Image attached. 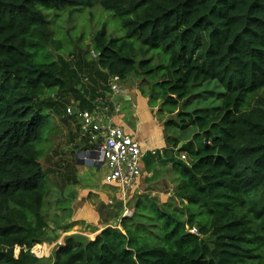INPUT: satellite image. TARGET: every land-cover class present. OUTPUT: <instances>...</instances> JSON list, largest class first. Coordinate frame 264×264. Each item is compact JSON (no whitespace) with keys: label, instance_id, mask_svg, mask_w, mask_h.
<instances>
[{"label":"trees","instance_id":"1","mask_svg":"<svg viewBox=\"0 0 264 264\" xmlns=\"http://www.w3.org/2000/svg\"><path fill=\"white\" fill-rule=\"evenodd\" d=\"M93 1L0 0V264H264V0H97L123 36L98 30L95 63L50 58L59 39L47 13ZM92 65L106 85L139 77L165 125L195 127L200 140L179 148L187 160L173 161L167 201L138 195L116 226L37 257L56 189L43 145L55 115L77 119L70 100L95 109L101 98L77 88Z\"/></svg>","mask_w":264,"mask_h":264},{"label":"rangeland","instance_id":"2","mask_svg":"<svg viewBox=\"0 0 264 264\" xmlns=\"http://www.w3.org/2000/svg\"><path fill=\"white\" fill-rule=\"evenodd\" d=\"M47 15L52 20L53 36L59 39V48L51 51L50 58H57L60 54L64 58L73 60L75 66L80 59L95 63L96 52L93 51L92 39L103 26L107 35L122 37L124 34L120 20L114 18L110 12L104 11L97 0H94L91 6L78 9L68 7L59 13L50 11ZM131 78L133 83H138L142 89L148 90L147 84L142 83L139 77L133 75ZM157 106L160 107V102ZM171 128L179 136L183 131L179 128ZM196 132L195 127H189L183 134L186 137L190 136L192 148H195L200 140L199 137L193 136ZM83 142L79 120L67 118L63 112L55 115L53 130L48 133L43 145L41 162L45 170H50L51 177H53L51 179L56 183V189L48 197L46 240L31 248L37 257H48L54 245L62 243L68 235L78 234L94 239L105 225L116 226L118 223L119 217L112 216L110 208L103 209V200L99 192L112 196L119 193L121 188L102 181L103 169L96 167L92 159L86 155L89 148L83 149ZM70 179L71 183L68 182ZM60 182L63 183L62 188H60ZM106 202L107 199L104 205ZM132 203L130 199L128 206L131 207ZM86 210H91V213L94 210L93 218L96 217L94 225L82 223L78 228L79 220L71 219L72 215L82 216ZM63 216L70 219L66 225L60 223L63 221ZM58 219L59 222L56 223ZM62 226H68V228L64 230ZM51 237L57 239L53 244L47 243Z\"/></svg>","mask_w":264,"mask_h":264},{"label":"crops","instance_id":"3","mask_svg":"<svg viewBox=\"0 0 264 264\" xmlns=\"http://www.w3.org/2000/svg\"><path fill=\"white\" fill-rule=\"evenodd\" d=\"M82 70H86L87 73L83 72V76H80V84L77 85V88H83L86 97L92 99L108 98L113 104H119L118 112L114 110L113 105L111 106L109 121L121 127L126 134L138 141L144 151L140 164V175L131 187L129 195L135 200L138 195L149 194V197L156 200L158 204L167 201L173 195L177 177L173 161L180 159V154L186 153L179 148L191 141L190 136L183 135L185 130L181 133L183 136H179L171 127L165 125L167 116L170 117V115H164L165 110L160 111L159 106H152L150 95L138 83H133L131 80L133 78L130 77L131 79L123 81L121 90L112 93L110 89L108 90L109 87L104 81V73L100 69L92 65ZM173 129L177 128L174 127ZM175 138L178 140L176 147L173 145ZM99 195L103 200V209L108 210L110 208L113 213L115 207L109 204V200L116 203L115 205L119 204V193L106 196L103 192H99ZM93 215H95L94 210L92 213L91 210H86L82 216L73 214L71 219L79 220V225H77L79 228L82 223L94 225L93 222L96 217L93 218ZM69 221V218L63 216V221L60 223L66 225Z\"/></svg>","mask_w":264,"mask_h":264},{"label":"built area","instance_id":"4","mask_svg":"<svg viewBox=\"0 0 264 264\" xmlns=\"http://www.w3.org/2000/svg\"><path fill=\"white\" fill-rule=\"evenodd\" d=\"M108 86L112 93H117L121 90L122 83L117 75H112L108 78ZM93 102L96 103L95 109L89 111L79 108L75 110L78 102L71 101L66 107V112L70 115L75 114L80 120L82 135H87L92 144L88 153L105 172L104 182L114 183L121 188L120 200L126 205L129 200L128 190L140 175L144 151L138 141L109 121L111 107L105 99ZM113 108L118 112L120 106L113 104ZM181 158H185V155L182 154ZM131 213L129 210L124 211V215ZM190 231L197 234L195 228H191Z\"/></svg>","mask_w":264,"mask_h":264},{"label":"clouds","instance_id":"5","mask_svg":"<svg viewBox=\"0 0 264 264\" xmlns=\"http://www.w3.org/2000/svg\"><path fill=\"white\" fill-rule=\"evenodd\" d=\"M96 57H97V55H96ZM108 78H109V77H108ZM107 84H108V81H107ZM108 87H109V86H108ZM109 89H110V88H109ZM110 91H111V90H110ZM105 100H106V102H107L108 104H110V107L113 105V103H112L108 98H106ZM71 101H75V102H78V103H79V101L72 99V100H70V102H69L67 105L71 104ZM77 105H78V104H77ZM66 107H67V106H66ZM65 112H66V110H65ZM66 114H67V112H66ZM67 115H70V114H67ZM77 120H79V119L77 118ZM79 124H80V120H79ZM80 134H81V136L87 138L88 145H89L88 148H89V149L87 150L86 155H87L90 159H92L90 153H88L89 150H90L91 147H92V144H90V142H89V138H88L87 135H82V132H81V124H80ZM132 138H133V137H132ZM141 148H142V147H141ZM180 153H181V152H180ZM182 154L185 155V158H181V155H182ZM182 154H180V160L186 161V159H187V157H186V153H182ZM92 162L95 164L96 167H98V168L100 167V168H101V166H100L99 164L95 163L93 160H92ZM102 174H103L102 178H103V182H104V174H105V172L103 171ZM104 183H105V182H104ZM106 184H108V183H106ZM112 185H116V184L112 183ZM130 189H131V187H130L129 190H128V195H129V191H130ZM119 192H120V191H119ZM130 199H131L132 202H133V198H132V196L129 195V200L127 201L126 205H123L122 202H121V200H120V195H119V204H117V205H122V206L124 207V209H123V210H120V212L118 213V214H120V216H118L119 219H120L122 216H131V215H132V213L129 214V215H126V214L124 215V211H126V210H129V211L132 212V207H129V206H128V204L130 203ZM110 201H111V200H109V204H112V205L115 207V206H116V205H115L116 203H114L113 201H112V202H110ZM114 217H117V216H114ZM118 221H119V220H118ZM106 226H107V225H106ZM35 245H39V244H35ZM32 247H33V246H32ZM31 252L33 253V250H32V249H31Z\"/></svg>","mask_w":264,"mask_h":264},{"label":"water","instance_id":"6","mask_svg":"<svg viewBox=\"0 0 264 264\" xmlns=\"http://www.w3.org/2000/svg\"><path fill=\"white\" fill-rule=\"evenodd\" d=\"M123 209H124V207L122 205H116L115 209L113 210V213L112 212L111 213L113 216H117L118 213L120 212V210H123ZM105 227H106V225L103 228H105Z\"/></svg>","mask_w":264,"mask_h":264}]
</instances>
